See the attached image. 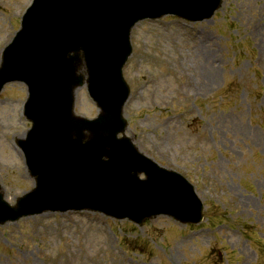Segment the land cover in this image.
Masks as SVG:
<instances>
[{"label":"rangeland","instance_id":"obj_1","mask_svg":"<svg viewBox=\"0 0 264 264\" xmlns=\"http://www.w3.org/2000/svg\"><path fill=\"white\" fill-rule=\"evenodd\" d=\"M223 1L204 22L140 23L124 68L127 135L196 187L204 222L158 217L138 228L101 214L47 213L0 225V264H264V0ZM31 2L0 0V62ZM81 89L76 113L97 117ZM27 98L22 83L0 95V184L12 205L35 184L15 144L32 126Z\"/></svg>","mask_w":264,"mask_h":264},{"label":"water","instance_id":"obj_2","mask_svg":"<svg viewBox=\"0 0 264 264\" xmlns=\"http://www.w3.org/2000/svg\"><path fill=\"white\" fill-rule=\"evenodd\" d=\"M221 5L222 0H34L3 53L0 93L12 82L29 88L26 117L33 128L18 145L37 187L15 207L0 193V224L70 210L138 225L160 215L200 223L204 205L194 186L140 153L125 135L130 88L123 68L140 21L169 14L204 21ZM84 69L88 79L80 73ZM86 83L101 109L94 120L74 115L75 92Z\"/></svg>","mask_w":264,"mask_h":264},{"label":"bare ground","instance_id":"obj_3","mask_svg":"<svg viewBox=\"0 0 264 264\" xmlns=\"http://www.w3.org/2000/svg\"><path fill=\"white\" fill-rule=\"evenodd\" d=\"M80 91L82 92L83 89H81ZM177 256H178L177 254H174V255H173V260L176 259Z\"/></svg>","mask_w":264,"mask_h":264}]
</instances>
